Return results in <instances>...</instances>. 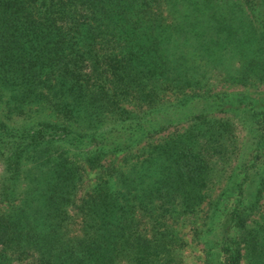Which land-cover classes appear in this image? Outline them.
Masks as SVG:
<instances>
[{
    "label": "trees",
    "instance_id": "1",
    "mask_svg": "<svg viewBox=\"0 0 264 264\" xmlns=\"http://www.w3.org/2000/svg\"><path fill=\"white\" fill-rule=\"evenodd\" d=\"M205 70L264 81V0H0V264H182L177 218L229 145L187 107ZM248 209L203 264H264Z\"/></svg>",
    "mask_w": 264,
    "mask_h": 264
},
{
    "label": "rangeland",
    "instance_id": "2",
    "mask_svg": "<svg viewBox=\"0 0 264 264\" xmlns=\"http://www.w3.org/2000/svg\"><path fill=\"white\" fill-rule=\"evenodd\" d=\"M207 74L201 80L202 85L193 91L197 95H192L187 100V107L193 110L200 107L206 110L210 108L209 115L213 118L230 121L225 130L229 145L227 154L221 158L209 177L203 199L192 209L182 211L177 218V226L186 240L182 251V264H203L205 253L215 247L220 222L234 204L239 208L242 205L249 206L245 221V228L249 233L255 230L259 233L264 227V107H257V117L260 118L258 123L251 119L245 108L233 105L230 109L227 104L228 99L236 103L240 95L263 103L264 81H251L249 84H246L247 81L243 83V80L229 82L218 75ZM179 116L176 115L178 123L170 125L166 132L169 130L175 133L190 127L193 122V118H190L192 115L187 114L186 118ZM158 136L160 135L156 134L152 142H157ZM120 155L119 153L116 156L117 161ZM232 239H236L235 233ZM210 256L208 253L206 257ZM238 264H244L242 257Z\"/></svg>",
    "mask_w": 264,
    "mask_h": 264
}]
</instances>
